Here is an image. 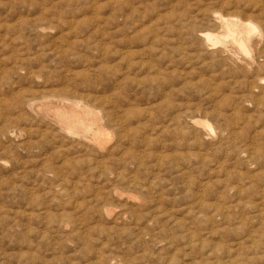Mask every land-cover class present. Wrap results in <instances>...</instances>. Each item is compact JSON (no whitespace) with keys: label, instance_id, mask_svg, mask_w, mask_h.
I'll return each instance as SVG.
<instances>
[{"label":"rangeland","instance_id":"obj_1","mask_svg":"<svg viewBox=\"0 0 264 264\" xmlns=\"http://www.w3.org/2000/svg\"><path fill=\"white\" fill-rule=\"evenodd\" d=\"M263 3L0 0V264H264ZM215 11L252 58L206 50ZM63 97L122 121L97 146L27 106Z\"/></svg>","mask_w":264,"mask_h":264},{"label":"bare ground","instance_id":"obj_2","mask_svg":"<svg viewBox=\"0 0 264 264\" xmlns=\"http://www.w3.org/2000/svg\"><path fill=\"white\" fill-rule=\"evenodd\" d=\"M223 3V2H222ZM264 4V3H263ZM263 7V6H262ZM198 17V16H197ZM42 18V17H41ZM210 21L214 27L222 29L221 34L203 33L200 36L203 38L204 47L206 50L217 53L220 56H231L229 50L230 44L237 48V51L244 54L247 59L251 56V44L255 40L254 36L260 28L256 22L251 20H243L235 14L224 15L220 12H214L211 15ZM98 23V22H97ZM157 23V22H156ZM94 25V24H93ZM215 27V28H216ZM216 28V29H217ZM46 29V28H45ZM263 29V28H262ZM262 29H260L262 31ZM156 30V28H155ZM99 31V30H98ZM260 31V33H261ZM194 35V34H193ZM154 36V35H153ZM196 36V35H195ZM259 44V43H258ZM257 44V45H258ZM260 46V45H258ZM253 50V49H252ZM235 53V51H234ZM233 53V54H234ZM209 54V53H208ZM216 54V55H217ZM238 54V53H237ZM212 55V54H209ZM215 55V56H216ZM235 55V54H234ZM213 56V55H212ZM214 57V56H213ZM219 57V56H217ZM238 57V56H237ZM131 58V57H130ZM235 58V57H234ZM125 59V58H124ZM228 59V58H227ZM236 60V59H235ZM208 61V60H207ZM250 61V60H249ZM134 62V61H132ZM217 62V61H216ZM247 62V61H246ZM236 63V62H234ZM151 64V63H150ZM218 64V63H217ZM221 64V63H220ZM219 64V65H220ZM239 64V63H238ZM251 64V63H250ZM253 64V63H252ZM246 65V64H244ZM249 65V64H247ZM251 66V65H250ZM260 66V65H259ZM263 66V65H262ZM247 68V66H246ZM249 69V68H247ZM81 73V72H80ZM100 73V72H99ZM92 75V74H91ZM159 75V74H158ZM161 75V74H160ZM104 77V76H103ZM153 78V77H152ZM253 79V78H252ZM259 80V79H258ZM263 81V79H262ZM260 81V82H262ZM259 82V83H260ZM261 86V85H260ZM208 89V88H207ZM259 90V89H258ZM260 93V92H259ZM53 96V95H52ZM54 97V96H53ZM45 98V97H44ZM43 98V99H44ZM51 96L49 97V99ZM41 100L31 101L27 103L30 111L37 117L49 120L54 124L55 128L58 126L59 130L71 137L82 138L85 142L98 145L104 144L105 139L109 133L106 131L103 119L107 118L111 121L121 123L122 119L117 116L114 117L109 112L102 113V110H97L89 106L82 100L69 99L63 97L56 100ZM53 99V98H52ZM223 100V99H222ZM30 101V100H29ZM251 102V101H250ZM249 102V103H250ZM216 104V103H215ZM95 106V105H94ZM186 112V111H185ZM148 113V112H147ZM114 117V118H113ZM122 117V116H121ZM191 119H195L192 118ZM108 120V121H109ZM177 121V120H176ZM185 121V120H184ZM183 121V122H184ZM173 123V122H172ZM188 124V123H187ZM194 124L200 126L205 130L206 134L214 132V127L209 120H194ZM193 125V123H192ZM236 125V124H235ZM53 126V127H54ZM194 126V125H193ZM192 126V127H193ZM244 126V125H243ZM188 127V126H187ZM111 128V127H110ZM109 128V129H110ZM128 128V127H127ZM190 128V126H189ZM132 129V128H131ZM194 129V128H193ZM196 129V128H195ZM57 130V129H56ZM58 130V131H59ZM134 130V129H133ZM242 130V129H241ZM110 131V130H109ZM118 131V130H117ZM129 131V130H128ZM139 131V130H138ZM187 131V130H186ZM197 131V129H196ZM133 133V132H132ZM198 133V132H197ZM60 134V135H61ZM128 134V133H127ZM200 134V132H199ZM255 134V133H254ZM205 135V134H204ZM66 136V135H65ZM127 136V135H126ZM115 137V136H113ZM131 137V136H130ZM71 139L70 137H68ZM133 138V137H132ZM171 138V137H170ZM254 138V137H253ZM124 139V138H123ZM197 139V138H196ZM81 140V139H80ZM115 140V139H114ZM132 140V139H131ZM205 140V139H204ZM184 142V140H183ZM83 143V141H82ZM215 143V142H214ZM80 144V143H79ZM85 144V143H83ZM176 144V143H175ZM91 145V144H90ZM256 145V144H255ZM87 146V145H86ZM106 146V145H105ZM224 148V147H223ZM85 149V148H84ZM98 149V148H97ZM222 149V148H221ZM254 149V148H253ZM260 149V148H259ZM101 152V151H100ZM235 152V151H232ZM245 152V151H244ZM139 153V152H138ZM256 153V152H255ZM254 153V154H255ZM229 156V155H228ZM133 158V157H132ZM136 158V157H135ZM42 160V159H41ZM98 160V159H97ZM131 161V160H130ZM251 164V163H250ZM146 166V165H145ZM97 167V166H96ZM132 167V166H131ZM112 169V168H111ZM123 173V172H122ZM120 175V174H119ZM100 177V176H99ZM137 179V178H135ZM147 181V180H146ZM152 181V180H151ZM131 182V181H129ZM243 182V181H242ZM152 183V182H151ZM131 184V183H130ZM204 186V185H203ZM241 186V185H240ZM32 188V187H31ZM133 188V187H132ZM140 191V190H139ZM239 193V192H238ZM256 193V192H255ZM260 193V192H259ZM143 194V193H141ZM238 195V194H237ZM79 196V195H78ZM96 196V195H95ZM98 197V196H97ZM147 197V196H146ZM94 198V197H93ZM96 198V197H95ZM79 203V202H78ZM79 206V205H78ZM121 206V205H120ZM250 206V205H249ZM129 211V210H128ZM132 211V210H131ZM134 211V210H133ZM132 211V212H133ZM256 211V210H255ZM222 212V210H221ZM227 212V211H226ZM224 214V212H223ZM127 215V214H126ZM225 215V214H224ZM264 217V216H263ZM124 218V217H123ZM255 218V216H254ZM121 219V218H120ZM226 219V218H225ZM119 221V220H118ZM264 222V221H263ZM62 225V224H61ZM242 243V242H241ZM237 244V243H236ZM240 245V244H239ZM241 246V245H240ZM239 246V247H240ZM238 247V248H239ZM241 248V247H240ZM242 249V248H241ZM230 251V250H229ZM239 251V250H238ZM230 254V253H229ZM112 262V261H111ZM114 262V261H113ZM119 262V261H118Z\"/></svg>","mask_w":264,"mask_h":264}]
</instances>
